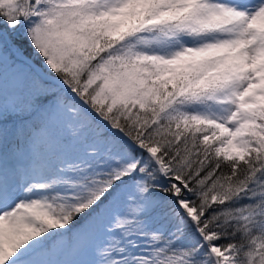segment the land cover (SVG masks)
Returning a JSON list of instances; mask_svg holds the SVG:
<instances>
[{
	"label": "snow or ice",
	"instance_id": "6c2138e0",
	"mask_svg": "<svg viewBox=\"0 0 264 264\" xmlns=\"http://www.w3.org/2000/svg\"><path fill=\"white\" fill-rule=\"evenodd\" d=\"M0 264H264V0H0Z\"/></svg>",
	"mask_w": 264,
	"mask_h": 264
}]
</instances>
